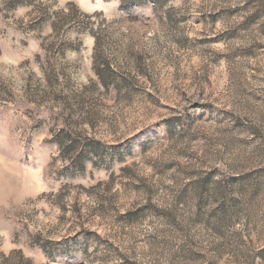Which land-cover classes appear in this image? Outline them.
I'll return each mask as SVG.
<instances>
[{"label": "rangeland", "instance_id": "1", "mask_svg": "<svg viewBox=\"0 0 264 264\" xmlns=\"http://www.w3.org/2000/svg\"><path fill=\"white\" fill-rule=\"evenodd\" d=\"M0 264H264V0H0Z\"/></svg>", "mask_w": 264, "mask_h": 264}, {"label": "trees", "instance_id": "2", "mask_svg": "<svg viewBox=\"0 0 264 264\" xmlns=\"http://www.w3.org/2000/svg\"><path fill=\"white\" fill-rule=\"evenodd\" d=\"M119 1V6L122 9H132L134 7H138V6H142L143 4H145L148 0H118ZM154 3H162V0H151ZM68 6H70L71 8L74 9V11L76 12V15H80L84 18H87L88 21L92 20L93 17H97L100 16V13H94L93 15H86L82 12H80V10L73 4V3H69ZM71 16V17H70ZM68 18H73V15H70ZM65 20V19H64ZM81 24H77V28L80 32H85L88 33L89 35H91L94 38V43H95V50L99 45V34L97 33V28H92L91 26H80ZM97 46V47H96ZM100 67V66H99ZM99 68H94L95 73L99 76L101 82L104 84V79L102 78L99 70Z\"/></svg>", "mask_w": 264, "mask_h": 264}]
</instances>
